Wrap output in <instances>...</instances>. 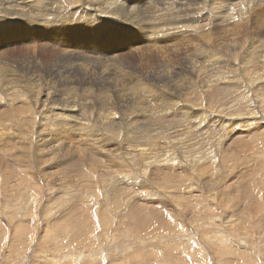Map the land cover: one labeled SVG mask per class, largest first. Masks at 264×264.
<instances>
[{
    "label": "rangeland",
    "instance_id": "obj_1",
    "mask_svg": "<svg viewBox=\"0 0 264 264\" xmlns=\"http://www.w3.org/2000/svg\"><path fill=\"white\" fill-rule=\"evenodd\" d=\"M5 1L36 10L7 17ZM106 1L92 0L94 14L79 0H0V120L20 114L7 136L0 131V264H264V0H237L225 14L221 4L230 0H166L200 7L182 23L198 18V29L157 35L163 24L155 20L111 22L114 9L99 7ZM111 1L148 12V0ZM67 55L113 58L131 86L137 77L156 83L165 71L172 78L161 76L168 85L156 87L159 101L138 92L104 107L111 82L104 92L93 77L67 82ZM172 82L183 96H173ZM182 104L199 119H183ZM66 105L84 109L60 112ZM45 112L59 120L41 129ZM166 125L177 127L171 143L154 133ZM145 129L149 151L133 150Z\"/></svg>",
    "mask_w": 264,
    "mask_h": 264
},
{
    "label": "bare ground",
    "instance_id": "obj_2",
    "mask_svg": "<svg viewBox=\"0 0 264 264\" xmlns=\"http://www.w3.org/2000/svg\"><path fill=\"white\" fill-rule=\"evenodd\" d=\"M45 1V0H44ZM48 2H49V0H47ZM56 1V0H55ZM82 4H83V7H87V8H89L87 11H85V12H93L94 14H97L98 13V11H96L94 8H93V4L94 3H92V0H79ZM96 1V0H95ZM163 1V2H162ZM169 1V0H168ZM172 1V0H171ZM181 1V0H180ZM206 1V0H205ZM208 1V0H207ZM242 1V0H241ZM241 1H237V0H233V1H231L230 0V2L229 1H227L226 3L224 2V3H222L221 5L223 6L222 8L225 10V12L224 11H222V12H224V14L225 13H227V10H230L231 9V7H232V9H233V6H234V3H235V5L237 4V2H241ZM26 2H27V4H30V5H35V4H39V3H37L36 2V0H26ZM50 2H52V0H50ZM72 2V0H70V3ZM74 2H76V1H74ZM101 2V1H100ZM115 1H111L110 2V0H107L106 1V5H105V3H104V5H101L100 4V6L99 7H103L104 9H114V12H113V14L111 13H109V15L111 16V19H110V21L111 22H114V23H116L115 21H121V22H126L127 20H129V21H131L132 23H130V22H128V24H135V26L137 27V22H144V23H147V19H150V20H152V21H154L155 20V22H154V25L157 27H159V23H162L163 24V26H161V27H159V28H155V29H158V31L157 30H154V33H155V35H157V34H160V33H162L163 31H165L166 29H168V30H172V32H182V34L184 33V31H188V30H185V29H192V30H197L198 29V26H195V24L200 20H197V19H194L193 21H192V23L194 24V25H192V24H182L185 20H184V18H186V17H195V15L199 12V11H201L202 9L200 8V7H196L195 6V4H194V6H190V5H188V4H186V3H184V2H177V4H175V5H171V3H167L166 2V0H156V1H154L153 3L152 2H150L149 0H148V2H146V4H145V6H146V11H148L147 13H142V11L141 10H138V9H132V8H127V7H124V6H121L120 4H115L114 3ZM116 2H119V1H116ZM122 2V1H121ZM145 2V1H144ZM170 2V1H169ZM201 2V1H200ZM218 2V1H217ZM220 2V1H219ZM1 3V2H0ZM53 3V2H52ZM56 3V2H55ZM54 3V4H55ZM97 3H98V1H97ZM123 3H124V1H123ZM126 3V2H125ZM168 4L167 6L165 5H163L162 7H161V4ZM173 3H175V2H173ZM197 3V2H196ZM207 3V2H206ZM212 3H213V1H212ZM243 3H245L244 1H243ZM50 4V3H49ZM48 4V5H49ZM81 4V5H82ZM103 4V3H102ZM112 4V6H110ZM129 4V3H128ZM131 4V3H130ZM141 3H139V5H140ZM144 4V3H143ZM228 4H230L231 6H229L228 7ZM4 6H3V8H1V13H4V16L6 15L7 17H8V15H10L11 14V16H12V14H14V15H16V14H18L20 17H23V16H25V15H27V14H29V16H30V13L31 12H35V10L36 9H34L35 7L34 6H24V5H22L21 6V8H19V7H14V6H12L11 4H9L8 3V1H5L4 2V4H3ZM125 5V4H124ZM132 5V4H131ZM130 5V6H131ZM135 5V8H136V3H134L133 4V6ZM221 5H220V9H221ZM47 6V5H46ZM46 6H42V7H46ZM68 6V5H67ZM38 8V9H42V10H44V8ZM50 7H52V8H49L48 7V9H49V15L51 16V17H53V13H51V12H53V11H56V9H53V6H50ZM112 7V8H111ZM138 7V6H137ZM110 9H109V11H110ZM112 9V10H113ZM142 9H143V7H142ZM41 11V10H40ZM109 11H107V12H109ZM111 12V11H110ZM144 12V11H143ZM40 13V12H39ZM103 13V12H102ZM220 13V12H219ZM41 14V13H40ZM104 14V13H103ZM149 14V15H148ZM201 14V13H200ZM17 15V16H18ZM32 15V14H31ZM45 15L47 16V13H45ZM48 15V16H49ZM57 15H59V14H57ZM86 15H88V16H91V15H89V14H86ZM148 15V16H147ZM18 16V17H19ZM29 16H27V17H29ZM106 16V15H105ZM45 17V16H44ZM193 17V18H194ZM4 18V17H3ZM138 18V19H137ZM154 18V19H153ZM0 19H2V18H0ZM7 19V18H6ZM135 19H137V20H135ZM187 19V18H186ZM191 19V18H190ZM203 19V18H202ZM108 20V19H107ZM133 20H135V22H133ZM15 21H18V20H16L15 19ZM117 21V22H118ZM222 21H225V20H222ZM222 21H220V22H222ZM213 23H215V22H213ZM137 24V25H136ZM142 23H140V25H141ZM165 24V25H164ZM204 24V23H203ZM152 25V24H151ZM142 26H143V24H142ZM145 26V25H144ZM153 26V25H152ZM151 26V27H152ZM203 26V25H202ZM205 26V25H204ZM207 26V25H206ZM146 27H149V26H147L146 25ZM264 27V26H263ZM263 27H261V28H263ZM145 28V27H144ZM200 28V27H199ZM140 29H142L141 27H140ZM203 28L201 27V30H202ZM144 30V29H143ZM143 30H141V31H143ZM162 30V31H161ZM243 31H245V30H243ZM198 32V31H197ZM186 33V32H185ZM199 33V32H198ZM205 33V32H204ZM203 33V34H204ZM262 33V32H261ZM208 34H209V32H208ZM55 36V35H54ZM153 36H154V34H153ZM215 36V35H214ZM240 36V35H239ZM222 37V36H221ZM236 37H238V36H236ZM261 37V36H260ZM206 38V37H205ZM211 38V37H210ZM240 38V37H239ZM252 38V37H251ZM200 39V38H199ZM227 39H229V38H227ZM241 39V38H240ZM253 39V38H252ZM257 40H259L260 38H256ZM205 40V39H204ZM203 40V41H204ZM207 40V39H206ZM205 40V41H206ZM221 40V39H220ZM236 40V39H235ZM200 41H201V39H200ZM204 41V42H205ZM208 41V40H207ZM241 41V40H240ZM209 42H211V41H209ZM208 42V43H209ZM236 42V41H235ZM227 43V42H226ZM230 43V42H229ZM232 43V42H231ZM64 44V43H63ZM163 44V43H162ZM199 44V43H198ZM211 44V43H210ZM216 44H218V43H216ZM233 44V43H232ZM264 44V43H263ZM65 45V44H64ZM219 45V44H218ZM239 45V44H238ZM169 47V46H168ZM212 47V46H211ZM256 49L258 48V47H255ZM221 49V48H220ZM234 49H235V47H234ZM237 49V48H236ZM253 49H254V47H253ZM201 50H202V48H201ZM200 50V51H201ZM248 50V49H247ZM260 50V49H259ZM258 51V50H257ZM256 51V52H257ZM80 52V51H79ZM198 52V51H197ZM202 52V53H201ZM200 53L201 54H203L204 53V55H202V56H206L207 57V55L205 54V51H201ZM49 53V52H48ZM74 53V52H73ZM200 54V55H201ZM261 54H263L262 52L261 53H259V55H261ZM77 55V54H76ZM85 55V54H84ZM101 55H103V53H101ZM100 55V56H101ZM106 55V54H105ZM107 55H109V54H107ZM198 55V54H197ZM252 55L254 56L255 55V51L254 52H252L251 54H249V56H250V58H249V60H251V58H252ZM264 55V54H263ZM230 56V55H229ZM246 56V55H245ZM110 57V56H109ZM214 57V54L213 53H211L210 52V58L212 59ZM264 57V56H263ZM263 57H261V58H263ZM62 58L63 59H65V60H71L73 63H72V65L70 66V68H69V75H72V78H70V79H68V81L67 82H72V80H75V78H74V76H76L77 77V79H76V81H77V84H83V83H87L88 82V80H91V78L93 77V80H95V85L97 86V89H98V91L100 90L101 92H104V91H102L103 90V88H108L109 86L106 84V82H111V86H110V89H112V91H111V94H110V96H102L100 99H104V100H106L104 103H103V106L104 107H112L114 104H117L118 103V101H120L121 103H122V105L124 104V102H130V101H135L136 100V98H141V96L143 95V97L145 96L146 98H148L150 101H152V102H156V101H159V99H160V97L163 95L161 92H160V90H159V88H156V87H160V86H163L164 88L168 85L167 83H163V84H161V82H162V78H161V76L162 77H167L168 76V78H169V81H171V78L172 77H170L169 75H168V73L165 71V73L164 74H160L158 77H157V75H155V79L157 80V82L156 83H153V84H149L148 83V85H145L146 84V82H145V84H143L142 82H141V79L140 78H138L137 77V79L135 80V82H134V85L133 86H131L130 84H128V83H132V81H126V79H125V77H123L124 76V74L125 73H127L126 71H127V69L125 70V68L121 65V64H119V61L118 62H116V60L115 59H109V60H107V61H95V60H91V61H88V62H90L91 64H93L94 66H89L90 64L88 63V62H86L85 60H81V59H79V58H74V57H71V56H69V55H67V56H62ZM244 58H248L247 56L246 57H244ZM260 58V59H261ZM87 59V58H86ZM101 60H103V59H101ZM118 60V59H117ZM206 60H207V58H206ZM216 60V59H215ZM244 60V59H243ZM246 60V59H245ZM57 61H59V60H57ZM62 61V60H61ZM61 61H59L60 63H61ZM202 61H203V59H202ZM213 63V67H214V65H216L214 62H212ZM211 63V64H212ZM247 63V62H246ZM248 63H249V61H248ZM208 64V63H207ZM61 65H63V63H61ZM67 65V64H66ZM203 65V64H202ZM191 66V65H190ZM211 66V67H212ZM223 66H224V64H223ZM225 67V66H224ZM68 68V67H67ZM130 68V67H129ZM166 68V67H165ZM55 68H53V71H55L54 70ZM64 69H66V68H64ZM138 69V68H137ZM163 69V68H162ZM119 70V72H117ZM134 70V69H133ZM188 70H189V68H188ZM258 70V69H257ZM53 71H51V72H53ZM94 71H99L100 72V74L104 77H102L103 79H97V78H95L94 77ZM139 71V70H138ZM256 71V70H255ZM93 72V73H92ZM142 72V71H141ZM152 72V71H151ZM159 72V71H158ZM223 72V71H222ZM54 73V72H53ZM129 73V72H128ZM127 73V75H128V77L130 78L131 76H130V74H128ZM153 73V72H152ZM167 73V74H166ZM140 74V73H139ZM0 75H2L1 73H0ZM52 75V74H51ZM55 75V74H54ZM62 75V74H61ZM132 75V74H131ZM198 75V74H197ZM114 76V77H113ZM145 76V75H144ZM151 76H152V74L151 73H147V78H151ZM188 76V75H187ZM199 76V75H198ZM3 77V76H2ZM111 77H113V78H111ZM140 77V76H139ZM197 77V76H196ZM4 78V77H3ZM143 78V77H142ZM198 78V77H197ZM202 78V77H201ZM110 79H113V81H111ZM165 79V78H164ZM190 79H192V78H190ZM196 79V78H195ZM12 80V79H11ZM45 80V79H44ZM142 80H144V79H142ZM146 80V79H145ZM193 80V79H192ZM202 80V79H201ZM205 80V79H204ZM254 80V79H253ZM13 81V80H12ZM191 81V80H190ZM195 81V80H194ZM198 81V80H197ZM28 82H30V79H29V77H28ZM40 82V81H39ZM44 82V81H43ZM58 82H61V81H58ZM67 82H65V86H67L66 84H67ZM147 82H150V79H149V81H147ZM4 84H5V82H3ZM9 83V82H8ZM35 83V84H34ZM33 83V85H38L37 84V81H35ZM46 83V82H45ZM57 83V82H56ZM64 83V82H63ZM152 83V82H151ZM13 83H11V85H12ZM18 84V83H17ZM30 84H32V82H30ZM43 84V83H42ZM46 84H49V83H46ZM69 84V83H68ZM73 84H76V83H74L73 82ZM180 83H177V84H175V82H172L171 83V85L169 86V87H167V88H169L172 92V94H173V96H175V95H181L182 94V96H183V90L181 89V88H178V86L176 87L175 85H179ZM182 84V83H181ZM13 85H15V84H13ZM50 85V84H49ZM189 85H190V83H189ZM17 86L18 85H16V88H17ZM128 86H129V88L130 87H132L131 88V90L130 91H127V92H125L126 90H128L127 88H128ZM49 87V86H48ZM184 87H185V85H184ZM75 88V87H74ZM73 88V89H74ZM89 88H90V86H89ZM29 89H32V87H31V85L29 86V87H27V88H24V90H29ZM69 90H72V86H70L69 88H68ZM87 89V88H86ZM96 89V88H95ZM96 89V90H97ZM88 90V89H87ZM65 91H67V90H65ZM108 91V90H107ZM107 91H106V93H107ZM187 91V90H186ZM69 92V91H68ZM100 92V93H101ZM129 92V93H128ZM138 92H140V93H142V95H140ZM73 93V92H72ZM131 93V94H130ZM103 94V93H102ZM101 94V95H102ZM105 94V93H104ZM108 94V93H107ZM72 95V94H71ZM81 95H82V93H81ZM100 95V94H99ZM137 95H139V97H137ZM228 95V94H227ZM69 97H71V96H69ZM76 97V96H75ZM74 97V98H75ZM108 97V98H107ZM112 97H115V98H112ZM144 97V98H145ZM85 98H88V99H94L92 96H88V95H86L85 96ZM112 98V99H111ZM172 98V97H171ZM179 98H180V100H184L181 96H179ZM72 99V98H71ZM84 99V98H83ZM69 100H70V98H69ZM76 100H77V98H76ZM86 100V99H85ZM146 100V99H145ZM73 100H71V102H72ZM84 101V100H83ZM149 101V102H150ZM119 102V103H120ZM140 102V101H139ZM148 101H144V102H142V103H147ZM209 102V101H208ZM84 103V102H83ZM172 103V102H171ZM179 103H183V101H180V102H176V104H178L179 105ZM28 104V103H27ZM40 104V103H39ZM37 105L38 107L40 106V105ZM74 104H76V105H82V104H80V103H77V102H74ZM95 104V103H94ZM99 104L101 105L102 104V100H99ZM155 104V103H154ZM2 105H4V103L2 104ZM59 105V104H58ZM76 105H71V106H69V105H66L60 112H62V111H67V112H69V114H73V113H76L77 111L75 110V109H77V110H80V108L82 109H84V105L82 106V107H77ZM144 105V104H143ZM153 105V104H152ZM167 105V104H166ZM170 105H172V104H170ZM36 106V107H37ZM43 106V105H42ZM53 106V105H52ZM57 106V105H56ZM64 106V105H63ZM148 106V105H147ZM182 106H185V105H180V107L178 106V108H181ZM153 107H154V105H153ZM47 109H48V107H46ZM140 108V113L141 114H144V115H147L146 114V112L141 108V107H139ZM1 109H3L4 110V108H1ZM53 109H54V106H53ZM56 109H57V107H56ZM116 109V108H115ZM160 109V108H159ZM2 110V111H3ZM147 110V109H146ZM47 111V110H46ZM54 111L56 112V110L54 109ZM58 111V113H60ZM161 111H163V110H161ZM179 111H181V112H183V119H185L186 120V118L185 117H187V118H189V117H191V118H193V119H199V118H197V117H199V116H194V114L192 113V110L191 109H187L186 107H184V108H181V110H179ZM7 113L9 112L8 110L6 111ZM6 112H4V113H6ZM82 112V111H81ZM83 112H84V110H83ZM82 112V113H83ZM37 113V112H36ZM44 113V112H43ZM85 113V112H84ZM17 114V113H16ZM41 114V113H40ZM15 115V114H14ZM18 115H20V114H18ZM18 115H16L17 117H18ZM185 115V116H184ZM8 116H9V114H8ZM9 117H11V116H9ZM17 117H11L10 119H8V120H0V131H5V132H3V135L4 136H7V134H8V132H9V129H10V123H12V122H14V118H17ZM42 120H43V122L41 123L42 125H41V129H42V126H43V124H45L47 121L48 122H50V121H52V119L53 120H55V121H58L59 119H57V117H52V116H50V114H48V112H45V114H43V115H40L39 116ZM52 117V118H51ZM86 118V117H85ZM136 120H138V119H136ZM160 120V119H159ZM162 120V119H161ZM168 120V119H167ZM185 120H184V122H185ZM47 122V124H49ZM179 122V121H178ZM3 123H6V125L5 126H3L2 124ZM51 123V122H50ZM169 123H170V121H169ZM147 124V123H146ZM149 124V123H148ZM153 124V123H152ZM161 124V123H160ZM159 124V125H160ZM177 124V123H176ZM185 124H189V122L188 121H186L185 123H183V125L184 126H187V125H185ZM46 125V124H45ZM82 125H85L84 123H82ZM141 124H139V125H137L136 127H141L140 126ZM165 125V124H164ZM180 125H182L181 123H180ZM179 125V126H180ZM167 127L165 128V129H155V131H154V133L156 132V133H159V134H157V135H159L160 137L162 136V134H165L166 133V135L168 136V137H170V139L169 138H167V139H169V143H171V135H172V133L176 130V126H168V125H166ZM149 129H151V128H149ZM149 129H145L146 130V132L143 134V135H141L140 137H136V140H135V142H133V144H132V149L133 150H135L136 148H139L140 150H141V152H144V151H149V147L151 146H142L141 145V142H143V141H148L149 140V138H152L153 136L149 133ZM157 135H155V136H157ZM32 136V135H31ZM26 137H28V135H26ZM61 137V136H60ZM67 137V136H66ZM17 138V137H16ZM24 138V137H23ZM33 138H35V137H33ZM64 139H65V136L63 137ZM19 139H20V137H19ZM31 139V138H30ZM36 139V138H35ZM34 139V140H35ZM97 139H99L98 137H93L92 138V140H97ZM33 140V141H34ZM14 141H12V143H13ZM35 142V141H34ZM61 142V141H60ZM55 143H57V141L55 142ZM54 143V144H55ZM59 143V142H58ZM57 143V144H58ZM36 144V143H35ZM153 144V143H152ZM41 145H43V144H41ZM40 145V146H41ZM45 145V144H44ZM56 145V144H55ZM46 146V145H45ZM52 146V145H51ZM57 146H59V145H57ZM44 147V146H43ZM58 148V147H57ZM85 148H88V150H89V147L88 146H85L84 147V150H86ZM39 149V148H38ZM57 150H59V148L57 149ZM80 150H82L83 151V149H80ZM170 159L169 158H167V161H169ZM166 161V162H167ZM1 166V165H0ZM104 259V258H103Z\"/></svg>",
    "mask_w": 264,
    "mask_h": 264
}]
</instances>
